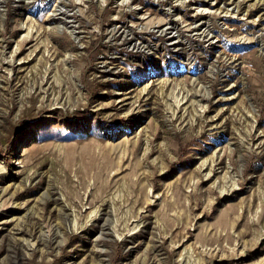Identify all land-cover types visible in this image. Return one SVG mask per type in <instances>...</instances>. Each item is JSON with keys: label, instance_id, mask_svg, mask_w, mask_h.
<instances>
[{"label": "rangeland", "instance_id": "rangeland-1", "mask_svg": "<svg viewBox=\"0 0 264 264\" xmlns=\"http://www.w3.org/2000/svg\"><path fill=\"white\" fill-rule=\"evenodd\" d=\"M0 264H264V0H0Z\"/></svg>", "mask_w": 264, "mask_h": 264}]
</instances>
